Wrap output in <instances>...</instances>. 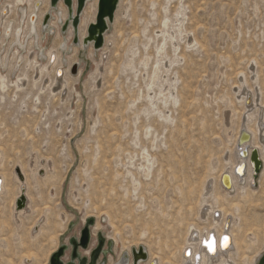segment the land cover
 I'll list each match as a JSON object with an SVG mask.
<instances>
[{
  "label": "rangeland",
  "instance_id": "1",
  "mask_svg": "<svg viewBox=\"0 0 264 264\" xmlns=\"http://www.w3.org/2000/svg\"><path fill=\"white\" fill-rule=\"evenodd\" d=\"M49 1L0 0V58L7 60L0 74L8 82L0 89V264H48L88 220L89 251L100 241L106 251L98 264H117L124 253L130 264L139 248L142 264L150 255L177 263L187 226L206 227L198 218L205 182H217L226 158L233 161L245 93L264 105V0H119L99 50L73 44L68 30L54 39L40 29L33 43L24 38V62L12 72V33L23 38L28 28L20 9L31 13L38 4L39 16L51 12L56 22ZM46 52L56 61L41 58ZM73 61L80 75L68 74ZM253 115L248 126L256 131ZM18 168L31 202L15 217ZM261 169L262 162L253 186L238 185L231 198L214 188L237 216L240 264L264 254Z\"/></svg>",
  "mask_w": 264,
  "mask_h": 264
},
{
  "label": "bare ground",
  "instance_id": "2",
  "mask_svg": "<svg viewBox=\"0 0 264 264\" xmlns=\"http://www.w3.org/2000/svg\"><path fill=\"white\" fill-rule=\"evenodd\" d=\"M97 1L98 0H88L85 4V8H84L83 13H82L81 18H80V24L78 27V38H79V44L78 45L82 49H85L84 46L82 45V41L86 36V28L89 24H92L95 21V16H96V12H97V7H96ZM47 5L50 8V6H49L50 4H48V2L46 3V6ZM38 8H39V5L33 4V8L31 10V13H29V10L27 11V9H24V8L20 9L19 18H21L22 20L25 17L28 18L27 19L28 20L27 21L28 22V28H27V31L24 33L23 38H20V33L18 31L14 30L12 33V35L14 37L13 43H15V45L17 46V48H16L17 52H16L15 57L18 56L14 66H13L14 68H13L12 72H15L19 67H21V65L24 62V57L19 56L20 51L18 50V48H20L21 50L24 49V38L26 36H29L31 38V43H33L34 40L37 37H39V35H40L39 30L42 27L41 22H42L44 13L42 14V16H39V14L37 12ZM55 17H56V22L50 21L48 24V26H49L48 28L53 29V31L55 33L54 39H55V37H57V35H59L61 38H63L62 34L60 33V26L63 24L64 20L67 18V10L61 5V3L55 12ZM108 24L109 23L107 22V27H108ZM48 30H47V32H49ZM67 35H68L67 36L68 39L73 38V31L70 27L67 31ZM104 36H105V34H104ZM4 37H6V33L4 34ZM45 37H46V35H45ZM175 46L176 45L174 44V47ZM67 48H68V46L66 45L65 41L64 42L61 41V43L59 44V49H61V50L65 49L66 50ZM87 48H92V45L91 46L89 45ZM25 49H26V47H25ZM91 53H92V50H91ZM12 55H14V54H12ZM46 55H47V58L50 57V59H49L50 63H52L54 60L56 61V56H54V55L51 56V55L47 54V52H46V54L45 53L41 54V58H45ZM3 62H4V64H2ZM6 63H7V60L5 58L2 60L0 58V67L1 68H4ZM73 64H75L77 66V75H78L79 74V67H78V63L76 61L75 62L73 61L72 63H70V65L66 68V70H67L68 74H71V67ZM49 66H47L45 68L48 69ZM43 67H44V65L38 64L36 62V64H35L36 69H34V70H38L39 73H42L44 70ZM60 75H61V72H59V76ZM25 77L26 76H24L23 78H25ZM22 80L23 79L20 78L18 75L16 81L13 83V86L17 90L22 87L21 86ZM53 82L57 85V84H59L60 80L57 78H54ZM7 87H8V82H7L6 76L0 74V89L4 90ZM257 97H258V94H252L251 95V94H249V92L245 93V95H244L243 105L245 106V109L247 110V112L245 113L244 117H242V125L240 126V129H238V132H237L236 137H235V143H234V149H233V161L231 162L230 159L226 158V166L218 175V177L216 179L217 182H213L212 180H208L207 182H205V184L203 186L201 209L199 210L198 218L201 221V224L205 225L206 227H204L203 229H200L197 225H194V224H190L187 226L185 240H184V246L182 247V249L180 248L181 249L180 250V258H179L180 260L177 263L174 260L175 256H171L168 258L164 257V261H163V260H161V257L152 256L148 253L150 256H149V259L147 262H149L151 260L150 264H240V263L236 262V255H238V253L240 251V247L238 245L239 239L237 238L235 233H233V229H232V225H233L234 221L238 220L237 216L233 212L232 213H229V212L226 213L227 210H225L223 208V206L220 202L221 195H219V194L214 195V188H215V185L218 184V186H220L219 188L222 189V191L225 193L224 197L231 198V196L235 195V190H236L238 185L244 186V184L247 183L249 186H253V182H252L253 181L252 174H254L253 164L251 163L248 155L244 158L239 156V150H243V149H246L248 152H250L252 149H255L258 152L260 162H262V169H261V173H260L259 177H260V179L262 178L264 180V118H263L264 105H262V107H261L257 104V102H258V100H256ZM253 110L257 111V118H256L257 121L255 120L256 121L255 122V130L256 131H253V129H251V127L248 126L249 125L248 121H251V117H254V115H253L254 111ZM228 122L231 123V115L230 114L228 116ZM241 130H244L249 135V141L239 145L237 142H238V137H239ZM255 134L257 135V138H255L256 137ZM145 155H147V154H145ZM242 162L245 163L243 175L236 174L234 172L235 168ZM147 164H149V163L147 162ZM38 171H39L38 169H34L32 171L33 179H35V176H37ZM224 174H227V176H228L227 180H229V187L227 189H224L223 186L221 185V177ZM1 188H2V182L0 185V189ZM23 188L25 189V196H26V200H27L26 206H25V208H23V210H19V211L13 207V209H14L13 213H14L15 217L23 215V214H27L29 212V205L31 202V197L27 194V183H25L24 180L23 181L20 180V191ZM18 196L16 198H18ZM207 197H211L213 199L212 204L209 205L208 203H206ZM231 205H233V204H231ZM44 216L39 218L35 222L34 226L32 227V231L34 228L36 229L38 226L39 227L41 226V223L45 221ZM221 220H222V222H221ZM94 228H95V226H94ZM95 229H97V228H95ZM210 234L212 235L211 236V242L206 243V240L209 239ZM202 240H203L202 245H205V246L201 245ZM209 245H211V248L209 247ZM260 255L261 254H256V256L254 258H248L246 255L245 256L250 261L249 262L250 264H255L256 261H258L259 258L261 257ZM25 260H29V259L25 258ZM243 261H244V263H246L247 259L244 258ZM147 262L145 264H147ZM142 263L143 262H139L138 264H142ZM117 264H127V263L118 262ZM130 264H132V263H130Z\"/></svg>",
  "mask_w": 264,
  "mask_h": 264
},
{
  "label": "water",
  "instance_id": "3",
  "mask_svg": "<svg viewBox=\"0 0 264 264\" xmlns=\"http://www.w3.org/2000/svg\"><path fill=\"white\" fill-rule=\"evenodd\" d=\"M88 0H50L49 6L51 10H57L60 3L65 7L67 10V18L64 20L60 32L65 33L69 27L73 31V39L72 42L75 45L79 44V38H78V27L80 24V18L83 13V10L85 8V4ZM119 0H98L97 1V12L95 16V21L92 24H89L86 28V36L82 41V45L86 49L89 45H92V49L94 51L99 50L103 46L104 41V34L107 31V22H111L114 17L115 10L117 8ZM38 5V4H37ZM51 19V12H47L43 16L42 22H41V31L48 30L50 33H54L53 29L48 28V24ZM71 74L75 75L77 74V66L75 64L71 67ZM249 141V135L244 131L241 130L239 137H238V144H243L245 142ZM248 157L250 158L251 163L253 164V170L254 174H257L259 172V169L261 167V162L258 156V152L255 149H252L250 152H248L246 149L239 150V156L241 157ZM245 168V163H240L235 168V173L243 175V171ZM16 174L18 178L23 181L24 176L21 173V171L16 169ZM227 174H224L221 177V185L224 189H227L229 187V180H227ZM26 196H25V189L23 188L21 190V193L19 194L18 198L15 200V208L16 210H21L25 208L26 206ZM92 220H88L85 222L84 228L80 231V234L78 238H73L71 240V243L69 245L61 244L58 249L53 252V254L49 258L48 264H98L99 262V256L102 254H106V251L102 248V241L98 243V246L94 248L93 250L89 251V241H90V230L89 228L92 225ZM211 234L209 236V239L206 240V243L211 242ZM203 244V240L201 242V245ZM111 246V244L109 245ZM205 246V245H202ZM69 251V258L68 260L64 262L63 257L65 256V253ZM81 251L86 253L88 251V256H83L81 254ZM146 253L142 248H139L138 250L133 249L131 251V261L132 264H138L140 260H145ZM128 261V255L124 253L122 255V258L120 262H127Z\"/></svg>",
  "mask_w": 264,
  "mask_h": 264
},
{
  "label": "flooded vegetation",
  "instance_id": "4",
  "mask_svg": "<svg viewBox=\"0 0 264 264\" xmlns=\"http://www.w3.org/2000/svg\"><path fill=\"white\" fill-rule=\"evenodd\" d=\"M261 257L259 258L258 261H256V264H264V254L260 255Z\"/></svg>",
  "mask_w": 264,
  "mask_h": 264
},
{
  "label": "snow or ice",
  "instance_id": "5",
  "mask_svg": "<svg viewBox=\"0 0 264 264\" xmlns=\"http://www.w3.org/2000/svg\"><path fill=\"white\" fill-rule=\"evenodd\" d=\"M209 247L211 248V245H209Z\"/></svg>",
  "mask_w": 264,
  "mask_h": 264
}]
</instances>
